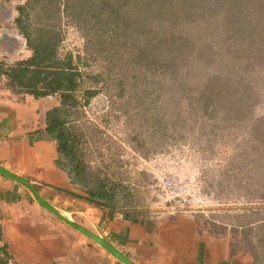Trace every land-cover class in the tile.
<instances>
[{
	"label": "rangeland",
	"instance_id": "374dc122",
	"mask_svg": "<svg viewBox=\"0 0 264 264\" xmlns=\"http://www.w3.org/2000/svg\"><path fill=\"white\" fill-rule=\"evenodd\" d=\"M134 1L28 0L22 12L32 43L50 40L59 58L71 54L81 72L101 73L98 83L84 84L98 89L87 104L83 91L77 93L74 123L83 133L81 155L92 172L127 187L130 194L120 202L136 206L139 216L188 212L212 235L224 227L222 237L230 242V228L252 223V239L260 252L256 240L264 242V0L247 4L254 14L251 32L230 29L242 18L231 12V0L180 2L196 4L187 22L154 25L148 36L156 42L173 33L187 43L177 70L171 72L148 65L149 39L131 16L143 9ZM213 80L238 88L237 95L245 96L243 106L206 109L200 95L207 94L205 87ZM50 96L59 104L57 95ZM173 184L182 186L177 196Z\"/></svg>",
	"mask_w": 264,
	"mask_h": 264
},
{
	"label": "crops",
	"instance_id": "0c3cea01",
	"mask_svg": "<svg viewBox=\"0 0 264 264\" xmlns=\"http://www.w3.org/2000/svg\"><path fill=\"white\" fill-rule=\"evenodd\" d=\"M27 1L0 0V62L5 66L32 56L17 22L19 7ZM57 105L56 97L22 93L0 75V165L25 176L46 201L135 264H264L233 251L224 234L212 235L188 212L154 218L138 214L132 221L120 211L111 215L69 194L84 195L57 165L56 141L44 130L45 113ZM2 246L7 260L15 264H124L97 241L40 206L21 184L0 176Z\"/></svg>",
	"mask_w": 264,
	"mask_h": 264
},
{
	"label": "trees",
	"instance_id": "16d2710c",
	"mask_svg": "<svg viewBox=\"0 0 264 264\" xmlns=\"http://www.w3.org/2000/svg\"><path fill=\"white\" fill-rule=\"evenodd\" d=\"M182 1L184 0H139L143 15L131 14L133 23H136L135 20H137V23H141L143 26L140 34L143 37H148L151 35L154 25L174 26L180 20L187 22V19L190 18L189 13L193 11L196 4L190 2V6L182 5L180 3ZM249 1L251 0H231V3L233 2L231 12L242 17L238 18L233 26L231 25V30L233 27L234 29L242 27L244 32L253 31L254 14L247 9ZM238 2H243L245 7L238 4ZM131 3H135V1L131 0ZM129 6L130 3L126 4V7L129 8ZM24 9L25 6L19 7L21 17L17 19V22L27 39V44L31 47L32 56L25 61L17 62L13 66H5L0 62V75H5L9 79L10 85L15 89L22 93L31 94L35 98L47 95L58 96L59 104L45 113L46 127L44 130L56 141L57 165L67 171L74 188L84 193V195L74 192L69 194L85 199L96 207L107 210L111 215L120 211L125 218L132 221L137 220L139 213L137 207L134 205L123 207L125 205L120 202L121 198H127L130 194L127 187L119 180L111 179L108 176L102 177L92 172L78 149V143L83 137V133L76 130L74 123L78 115L77 105L80 102L77 93L83 91V104H87L89 99L96 95L98 89L95 86L86 87L84 84L87 82L86 80H89L92 85L98 83L101 73L87 75L81 72L71 54L59 58L55 50L56 44L50 40H40L32 43L30 34L27 32V26L23 23L22 12ZM160 21L161 23H159ZM244 32H241V35ZM164 35V37L156 39V42L148 37L149 40L145 44V49L149 47V53H146L147 63L149 66L157 64L165 72L176 71V61L180 58L183 48L186 49L187 43H183V38L179 39L173 33ZM155 52L156 54H154ZM205 88L207 94L200 96L205 99L204 106L206 109L216 110L220 104L230 108L243 106L245 96H238L239 91L238 88L236 90L235 86L231 87L229 84L219 85L216 80H213ZM246 89L248 90V87ZM223 228L219 229L222 234L224 232ZM230 229L234 233L233 241L230 242L233 251H242L250 255L255 263L264 262L262 252L264 242L263 239H257L256 242L262 250L259 252L255 249L257 246L251 235L254 230L252 223L243 226L237 224L234 225L233 229ZM7 258L5 247L2 246L0 248V264H6Z\"/></svg>",
	"mask_w": 264,
	"mask_h": 264
},
{
	"label": "water",
	"instance_id": "95a60500",
	"mask_svg": "<svg viewBox=\"0 0 264 264\" xmlns=\"http://www.w3.org/2000/svg\"><path fill=\"white\" fill-rule=\"evenodd\" d=\"M0 175L11 179L19 184H21L27 192L31 195V197L43 208L49 210L59 219L63 220L65 223L69 224L70 226L74 227L75 229L79 230L80 232L84 233L85 235L89 236L93 240L97 241L101 246H103L109 253L113 256L121 260L124 264H135L133 263L127 256L123 253L115 249L111 246L104 238L101 236L93 233L92 231L88 230L80 223H78L72 216L63 212L59 208L55 207L53 204L46 201L36 190L34 185L23 175L15 173L2 165H0Z\"/></svg>",
	"mask_w": 264,
	"mask_h": 264
},
{
	"label": "built area",
	"instance_id": "2783aa9c",
	"mask_svg": "<svg viewBox=\"0 0 264 264\" xmlns=\"http://www.w3.org/2000/svg\"><path fill=\"white\" fill-rule=\"evenodd\" d=\"M20 36L22 38V35H20ZM171 187L175 191L174 196H177L178 193L182 190V186L181 185H175V184H173ZM6 264H15V263L9 259V260H7V263Z\"/></svg>",
	"mask_w": 264,
	"mask_h": 264
}]
</instances>
